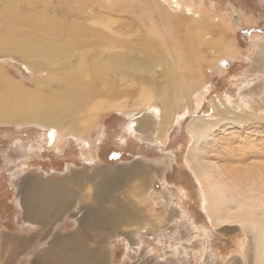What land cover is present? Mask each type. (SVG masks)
<instances>
[{"label":"rangeland","instance_id":"374dc122","mask_svg":"<svg viewBox=\"0 0 264 264\" xmlns=\"http://www.w3.org/2000/svg\"><path fill=\"white\" fill-rule=\"evenodd\" d=\"M177 1L181 4L180 7L176 5L175 0L169 2L165 0H107V2L106 0H0V15L11 7L18 9L21 14L23 13L22 15L40 17L43 27L49 32L48 36L53 34V37L59 38V35H68L70 25L74 26V29L83 28L91 32L89 34L99 35L96 37L99 53L106 46L113 50L130 52L131 46L143 39L153 45L160 54L168 51L174 56V52L178 49L185 52H191L190 49L198 50L195 64L204 72L197 93L192 94L190 102L187 103V100L183 99L178 105L177 114L185 113V117L170 126L166 133V143L163 145L159 141L155 142L152 137L146 138L142 135L143 138L138 139L126 131L131 119L144 112L150 103L148 96L153 97L150 88L155 84L158 85L159 81L162 83L158 79L160 68H156V78L153 81L140 77L119 79L114 76L111 82H107L108 86L100 83L98 89L102 91V95L95 98V101L92 100L91 106L100 109H90L87 113L84 112L86 110L82 111L83 109L82 112L78 111V114H81L80 118L84 116L83 112L85 115L92 113L89 116L94 118L95 128L91 131V141L95 151L93 161H86L81 156V145L84 141L79 135L69 136L59 147L49 148L50 142L45 138V134L54 129L53 126L44 127L20 120L0 122V230L2 232L26 236L33 233L34 229L31 226H21L18 222L22 217V210L16 204L15 198L21 195V186L28 177L47 179L56 176L61 179L70 174L67 164H71L73 170L92 173L95 172L94 170L106 171L128 167L137 162L155 167L158 166L156 162L160 161L165 162L167 169L158 171L156 167L155 178L153 182L149 181L148 191L151 196L156 197L157 212L160 215L165 214L162 220L163 229L168 226L169 230L173 228L178 232L176 231L173 239L167 237L162 243L145 236L143 250L138 249L133 242L130 244L132 249L128 250V246L119 241L116 234H112L105 244H100L103 245L108 264H233L235 260L243 258V255H246L247 259L251 258L250 253L245 252L250 250V234L244 230L245 228L236 223L213 226L202 208L201 201L202 190L216 191L212 187L213 177L208 179L205 168L208 166L213 170L214 164L208 160L219 162V166L226 161L222 159L223 155L218 154L220 149L224 152L243 153L245 163L261 162V160L257 161L258 159L254 160L257 156H254L252 151H256L257 148L264 149V118H262L264 117V59H260L264 57L260 55V50L264 47V0ZM190 6L193 8L192 11L188 10ZM196 20H201L204 24L207 35H204L206 42L203 45L193 48L191 43H188V32L197 25ZM67 25L69 27H65ZM154 27L157 34L152 31L148 35L147 30L151 31ZM9 28L15 29L16 26L14 28V25H9ZM8 31H11L8 30V25L0 19V39L8 36ZM31 31L35 32L30 35ZM25 32L29 35L23 34L26 36L18 38L42 37L39 33L41 31L35 29ZM43 33L47 35L45 31ZM152 42H156L157 45ZM222 44L229 49L222 51ZM220 59H228L229 67L222 68L220 63L217 64ZM189 74L186 73V77L183 76L179 80L189 82L191 78ZM5 79L7 82H4ZM133 79L136 80L130 82ZM33 80L34 76L26 67L25 60L9 52H0L1 102L12 103L18 95L24 96L26 92H34L36 86ZM24 87L29 90L23 92ZM108 87L110 91L107 90ZM176 89L178 90V87ZM153 98L151 103L157 104L156 98ZM214 99H220L221 102L225 99L223 103L228 99L231 101L227 103L231 109L229 116L236 118L234 122L228 123V120H223L218 126L210 125L208 119H211L209 115L212 113ZM248 114L253 116L256 114V116H248ZM201 117L206 119L207 129L214 131L213 138L208 142L194 140L189 128L192 123L197 128L203 126ZM243 144L246 146L244 147ZM20 145L28 152V156H24V151L19 148ZM196 145H200L201 151L192 157H201L203 164H206L202 167L204 171L202 170L201 173L204 177L207 176V179L201 178L204 181L203 188L187 163L191 148ZM23 160L27 165L24 171L19 173L14 171ZM181 211L191 221L189 223L178 221L171 225L170 223ZM61 223L63 224L57 226V234H66L75 230L76 225L73 221L64 220ZM92 234V238L87 242L88 247L94 246L93 240L96 242L99 237L98 234ZM4 242L0 245V251L3 260H7L6 264H30L29 261L34 255L47 247L50 237L26 252V249L21 247V251L15 255L9 254L8 251V248L11 249V242L8 239Z\"/></svg>","mask_w":264,"mask_h":264},{"label":"bare ground","instance_id":"6f19581e","mask_svg":"<svg viewBox=\"0 0 264 264\" xmlns=\"http://www.w3.org/2000/svg\"><path fill=\"white\" fill-rule=\"evenodd\" d=\"M165 1L169 2V0ZM175 3L181 6L177 0ZM8 9L1 13L0 19L11 31H8V36L0 39V52H9L26 61V67L34 76L33 82L36 89L34 92H26L27 96L26 93L24 96L18 95L12 103L0 101V122L20 120L37 123L44 127L53 126L54 129L48 131L49 148L59 147L64 139L79 135L84 141L81 145V156L86 161L95 160L91 141V131L95 128L94 118L89 116L92 113L85 115L84 112L98 108L96 106L91 108L92 100L102 95L98 85L102 83L108 86L107 82H111L114 76L119 79L140 77V79L147 78L153 81L156 78V68H160L158 79L162 83L159 81L158 85H153L150 93L156 98L157 104L151 103L154 98L148 96L150 103L144 112H140L131 119L126 131L138 139L143 138L142 135L146 138L152 137L155 142L159 141L163 145L166 143V133L170 126L185 117V113L177 114L178 105L183 102V99L189 103L192 94L197 93L203 80L204 72L195 64L198 50L193 51L189 48L191 52H185L178 49L174 52V56L168 51L160 54L153 45L143 39L135 42L130 52L113 50L106 46L99 53L97 52L99 43L96 39L99 35L89 34L91 32L83 28L74 29V26L70 25L68 35H59V38L53 37V34L48 36L49 32L43 27L39 14L37 15L39 18H35L29 14L22 15L23 13L21 14L18 9H11V7ZM188 10L192 11L193 8L190 6ZM196 21L197 25L192 31L188 30V43H191L193 48L203 45L206 42L204 35H207L205 32L207 29L201 20ZM1 25L4 26L2 23ZM9 25H14L16 28L11 29ZM32 29L41 31L39 33L42 37L18 38L29 35L25 31L29 32ZM44 31L47 35L43 33ZM152 31L157 34L155 27L151 31L148 29L147 34L150 35ZM99 40L102 41L100 38ZM103 41L104 46V37ZM153 44L157 45L156 42ZM225 44L221 45L222 51L229 49ZM260 51L263 57L264 47ZM219 62L217 61V64ZM186 73H190L189 82L179 80L183 76L186 77ZM7 79L4 82H7ZM102 79L103 81H100ZM18 90L21 91L19 88ZM26 90L29 89L24 87L23 92ZM223 102L220 99L212 101V113L209 115L211 119L208 121L213 127L218 126L223 120H228L229 123L236 119L229 116L231 109L228 103L231 101L226 100L228 106ZM81 109L86 111L80 118L81 114L79 115L78 111L82 112ZM248 116L253 115L248 114ZM255 116L256 114L253 117ZM200 121L204 122L203 126L197 128L192 123L189 127L194 136L193 139L208 142L210 138H213L214 131L207 129L205 118L201 117ZM45 135L48 141L47 133ZM40 147L42 148V145ZM19 148L24 151L22 145ZM199 151H201L200 145L191 148L187 163L203 188L204 181L201 178L207 176L204 177L201 173L204 171L202 167L206 164H203V158L192 157ZM252 152L254 156H257L254 160L258 159L257 161L261 160V162L245 163L243 153L224 152L220 149L218 154L223 155L224 157H221L226 161L219 166V162L208 160L214 164L213 170L208 166L205 168L208 179L213 177L212 187L216 190H202L201 205L208 219L213 226L217 224L218 227L223 224H239L250 234H248L250 250L245 249V252L250 253L251 258L247 259V256L243 255V258L235 260L233 264H264V149L257 148ZM24 156H28V152L24 151ZM24 162L25 160L20 162L18 169L14 171L18 173L24 171L27 166ZM156 163L158 166L150 167L137 162L128 167L106 171L94 170L95 172L92 173L73 170L71 164H67L70 174L61 179L56 176L47 179L26 178L21 186V195L15 196L16 204L22 210V217L18 222L21 226H31L34 229L33 233L26 236L9 234L0 230V245L8 239L11 242V249L8 248L9 254L15 255L21 251V247L26 249V252L32 246L36 247L42 240L50 237L47 247L39 250L29 261L30 264H108L103 245L100 244H105L112 234H116L119 241L128 246V250L132 249L130 246L132 242L138 249L143 250L145 236H150V239L161 243L167 237L173 239L177 230L173 228L169 230L168 226L163 229L162 220L165 214L160 215L157 212L156 197L151 196L148 191L149 181L155 178L156 167L158 171L167 169L165 162ZM64 220L73 221L76 225L75 230L66 234H57V226L63 224L61 222ZM178 221L189 223L191 220L181 211L170 224ZM92 233L98 234L99 240L97 239L96 242L93 240L95 245L88 247L87 242L92 238ZM146 252L148 253V249ZM6 261L3 260L0 251V264H6Z\"/></svg>","mask_w":264,"mask_h":264},{"label":"water","instance_id":"95a60500","mask_svg":"<svg viewBox=\"0 0 264 264\" xmlns=\"http://www.w3.org/2000/svg\"><path fill=\"white\" fill-rule=\"evenodd\" d=\"M219 63H220V65H221L223 68H228L229 65H230V62H229L228 59H221Z\"/></svg>","mask_w":264,"mask_h":264},{"label":"flooded vegetation","instance_id":"af4514ba","mask_svg":"<svg viewBox=\"0 0 264 264\" xmlns=\"http://www.w3.org/2000/svg\"><path fill=\"white\" fill-rule=\"evenodd\" d=\"M47 138H48V133H47ZM49 139V138H48ZM49 144V143H48Z\"/></svg>","mask_w":264,"mask_h":264}]
</instances>
